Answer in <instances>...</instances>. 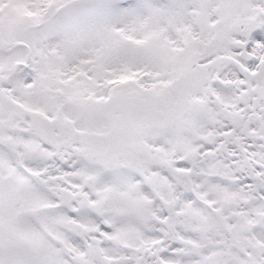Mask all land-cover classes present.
Returning <instances> with one entry per match:
<instances>
[{
	"label": "snow or ice",
	"instance_id": "6c2138e0",
	"mask_svg": "<svg viewBox=\"0 0 264 264\" xmlns=\"http://www.w3.org/2000/svg\"><path fill=\"white\" fill-rule=\"evenodd\" d=\"M0 264H264V0H0Z\"/></svg>",
	"mask_w": 264,
	"mask_h": 264
}]
</instances>
